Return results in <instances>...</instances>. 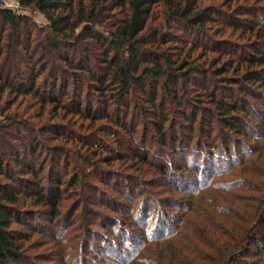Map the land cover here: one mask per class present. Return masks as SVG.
<instances>
[{
	"label": "trees",
	"instance_id": "trees-1",
	"mask_svg": "<svg viewBox=\"0 0 264 264\" xmlns=\"http://www.w3.org/2000/svg\"><path fill=\"white\" fill-rule=\"evenodd\" d=\"M15 1L22 10L40 14L47 28L34 34L25 18L0 7V98L10 94L15 98L28 96L35 101L29 108L38 106L39 112L22 119L17 114L6 115L10 105L0 107V118L5 121H0V129L17 130L15 137L8 136L2 143L6 147L0 148V179L5 182L0 184V264L23 262L21 242L25 240L11 226L35 228V215L23 209L27 202L48 210L51 224L60 218L64 195L80 192L89 177L104 186H109V181L115 187L129 182L132 177L114 167L122 162V155L130 154L129 161L150 165L151 156H160L156 151H169L174 157L187 153L188 143L179 136L168 139L165 126L175 123L171 116L177 111H181L178 114L185 123L193 126L197 113L190 119L183 112L194 104L191 94L209 104L206 114L210 124L222 123L249 140L238 124L246 126L249 122L247 107L253 103L248 100L259 101L264 108L262 94L249 90L257 83L264 86V19L255 18L260 12L264 18V9L244 8L224 15L214 7L203 8L197 0ZM237 15H250L251 19H238ZM213 22L246 32L248 49L226 40L211 42L207 28ZM171 29L194 39L181 42ZM221 49L230 50L228 58L233 60L232 65L236 63L234 68L226 65L215 69L221 57L208 60L209 52L226 55ZM197 50L200 54L193 56ZM70 51L74 58L69 56ZM230 70L236 75L234 86L240 87L236 95L223 100L213 91L211 80ZM167 103L169 110L165 109ZM54 120L59 122L52 124ZM137 127H141L139 138ZM151 132L158 135L160 147L151 146L153 143L147 139ZM52 140L59 141V145H46ZM12 142L18 145L12 146ZM44 151L46 164L40 162ZM214 153L212 149L201 158L193 155L182 167L177 166L176 172H171V162H166L168 171L167 166L158 165L160 178L175 183L172 188L177 194L198 193L202 188L227 192L236 189L208 183L210 176L220 172L215 171L219 167H210L214 166L212 160L221 166L232 159ZM135 188L115 192L134 202ZM118 200L122 203L113 204L121 209L105 206L116 217L95 211V207L89 210V215L96 218L93 228L99 226L90 231L91 235H102L100 242L112 258L110 264H243L251 247L264 256V233L259 231L264 222V195L253 199L254 212H246L241 221L244 225L237 228L233 225L235 216L225 212L221 204L228 202L231 206L244 198L228 201V195L215 196L207 210L198 207L192 211L200 220L185 224L183 215L171 217V223L166 220L169 214L156 210L151 214L146 203L134 212L122 197ZM178 203L171 200L172 205ZM126 207L127 220L122 222L117 217ZM218 216L227 218L224 225L219 224ZM260 262L264 264V259Z\"/></svg>",
	"mask_w": 264,
	"mask_h": 264
},
{
	"label": "rangeland",
	"instance_id": "rangeland-1",
	"mask_svg": "<svg viewBox=\"0 0 264 264\" xmlns=\"http://www.w3.org/2000/svg\"><path fill=\"white\" fill-rule=\"evenodd\" d=\"M197 1L203 8L214 7L216 11L222 12L224 15H227V13L230 12L233 14V12L235 13V11L237 12L239 9L244 8L248 10L252 7L264 9V0ZM1 2L2 0H0V7L2 4ZM262 13L263 12L258 13L255 18L257 20L264 19L263 16H261ZM19 16L25 18L28 21V25L31 27V29H33L32 32L34 34L38 33L39 29L47 28L46 21L36 11L23 10ZM236 17H238V19H243V17H248L251 19L250 15H237ZM236 21L237 20H234L233 22ZM242 31L240 32V30L235 31L229 29L224 25L217 24V22L210 23L207 28V34L211 42L215 40H226L233 42L235 45L243 47V49H248V34ZM170 32L174 33V35L178 37L177 39H179V41L182 40L181 42L185 40L189 43L190 39L193 38L192 36H185L177 30L175 31L171 29ZM180 45L182 44H179V46ZM221 51V53L226 55L221 56L218 53L219 51H217L216 54H211L209 52L206 54V56L208 57L209 61L216 59L217 57H221V63L220 65L216 66L215 69H218L219 67L221 69L226 68V65H230V68H234L236 63L234 62L232 65L231 62H233V60L230 61L228 58V53L230 50L221 49ZM62 52L66 54L65 50ZM199 54L200 51L197 50L193 56H197ZM69 56L74 58L75 54L70 51ZM221 64H223V66ZM234 77H236V75L231 70L224 76H212L214 80L211 81H213L214 86L211 87L214 89L213 91L218 98L221 97L223 100H225L226 97L230 98L232 94H237V89H239L240 86H234ZM261 85L263 84H255L253 88H249L250 92L252 93L253 91H256L257 93L262 94L264 97V86ZM190 97L194 104L192 105V108L190 106L191 109H185L183 112L190 119L192 114L197 113V118L195 119L193 126L191 127L190 124H187L183 121V119L180 117L181 114H178L181 113V111H177V114L171 116V119L174 120L173 122L175 123H168L165 126V135L168 137V139H173L174 137L179 136L185 140L186 143H188L190 148L187 153H182V157H174L173 155L169 154V151H166L168 154H158V151H156V154L160 156L154 158L150 154L151 157L149 159L152 160L151 164L143 165L136 161H129L131 158V156H129L130 154L122 155V162L115 164L114 167L122 172L125 171L123 173L128 175V177H132L129 182H125L126 184L122 182L119 187H115L113 182L111 181V183L109 181L110 185H112L104 186L98 183L97 180L89 177V181H84V186L80 192L78 191L75 194H70V197L68 194L64 195V200L61 202L60 207V218L57 221H53L51 224L48 222L47 218V213L49 212L48 210L34 208V206H31V204L27 202L26 205L23 206V209L24 211L27 210L33 212V215H35V222H33L35 228L33 229L32 227L29 229L26 227H18L17 225L11 226V230L16 231L17 234L23 236L25 240L21 242L24 246L22 253L23 262L21 264H110L112 258H110L100 242V239H103L102 235H95V238L93 235H91L90 231L93 229L98 230L99 226L93 228L96 218L95 216L89 215V210H93L95 207V211L97 210L99 212H103V214H107L110 217H116L117 215H115L113 211L109 210L105 206L109 205L113 208H120V206L113 204V202H116V204L120 202L122 203V200L118 199L122 197L125 200L127 195H118L115 191H127V189H131V187H136L132 191V198H135V200L134 202L133 200H125V204L128 207L132 206L133 211L138 212L140 209H142L143 204L146 203L151 214L154 212V210H156V213L161 211L164 214H169V217L167 216L166 220L171 223V217L176 216V218H180L182 215L184 216V224L188 220L194 221L196 218L200 220V217H197V214H192V211L198 207L207 210L210 207L208 203L215 196L228 195V201L233 199L241 200L244 198V201H241L240 203L234 202L231 206L228 202H223V204H221L225 212H230L233 216H235L236 220L235 223L233 222V225L236 228L240 225H244V223L241 221L245 220L247 213H253L256 208V204L253 202V199H258L261 197V195H264L263 191L259 192L262 189V186H264V108L260 106L259 101L255 102L252 99L248 100L253 103V106L247 107V112L249 115L247 118V121L249 122L246 123L247 127L238 124V127L250 137L249 140H246V136L242 137L234 134L232 130L223 127L222 123L214 122L210 124L209 117L206 114V111L210 108L209 104L204 100H198L202 98L195 97V94H191L189 98ZM34 103L35 101L31 100L28 96L26 98L22 96L15 98L14 94H10L9 96L3 95L2 98H0V107L10 105L9 109L5 112L6 115H12L13 113L17 114L16 116L22 119L28 118V115H38V106H31V108H29V106ZM169 107L170 104L167 103L165 105V109L169 110ZM48 108L51 110V106H48ZM172 109L175 108L172 107ZM24 112H27V114H24ZM0 121L1 124L5 123L2 118H0ZM58 122V120H54L52 121V124ZM34 123H38V120H34ZM137 131L138 137H136L139 138L141 137V127H137ZM16 134L17 130L11 127L4 130L0 129V148H2V146L3 148L6 147L2 143L7 142L6 140L8 139V136L15 137ZM20 134H22V132H20ZM120 135L118 138L121 137ZM100 137L106 139L104 136ZM157 137L158 135H155V133L151 132L147 139L153 143L151 146L158 148L160 147V144L157 143ZM234 140L235 142H233ZM173 142L174 141L171 140L170 143L173 144ZM52 143H58L59 145V141L53 140L51 142H47L46 145H52ZM11 145L13 146L18 144H16V142H12ZM198 149L200 151L199 154L197 153L199 158H201L203 153H207V151L212 149L215 150L214 154L219 153L222 157L230 155L229 158H232L231 162L222 164L221 166L218 165V162L212 160L211 165L214 166L210 167H213V169L219 167V170L215 171L220 172L216 176H210V181L208 183H211L210 185L217 186H230L228 189L235 187L236 189L232 191L229 190L227 192V190L224 191L221 188L216 190L214 189L213 191L202 188V190H200L198 193L193 192L188 194H177L172 188L175 186V183L173 185L172 182L168 183L166 180H162V178H160V168L157 167L158 165L160 167L167 166L166 164L168 163L166 162H171L173 166L171 172H176V167L184 165L191 156L197 155L196 152ZM3 153L4 157H6L8 161H11V157L8 155V153L6 151H3ZM46 157L47 153L44 151L40 158V162L46 164ZM83 157H87V155L83 154ZM69 160H72L74 163L76 162V159L73 160L71 156H69ZM79 165H81V163H79ZM168 168L169 167L167 166L166 171H168ZM184 172L186 173V171ZM106 175L104 176V179L107 182L108 176ZM116 179H114V181ZM121 180L124 181V178H121ZM3 183L5 184V182L0 179V184ZM123 184L125 186H123ZM241 184H245V186H241ZM127 186H129V188ZM238 187H244V190ZM110 199H113L111 200L112 202ZM151 199L153 200L150 201ZM171 200L178 201L179 206H175L174 204L172 205ZM78 203L81 205L76 211L75 209ZM128 207H126V209L122 208L124 214L117 217L122 222L127 220L126 215L128 212ZM216 218L219 220V224L222 223L223 225L224 221L227 219L225 216H218ZM259 231L264 233V222L260 224ZM257 234L260 236L259 233ZM250 253L251 254L244 258L245 262L243 261V264H263L260 261L261 259H264V256L258 255L259 253L255 252V248L251 247Z\"/></svg>",
	"mask_w": 264,
	"mask_h": 264
},
{
	"label": "built area",
	"instance_id": "built-area-1",
	"mask_svg": "<svg viewBox=\"0 0 264 264\" xmlns=\"http://www.w3.org/2000/svg\"><path fill=\"white\" fill-rule=\"evenodd\" d=\"M1 3H2L1 8L13 11L17 15H20L23 11L21 9L19 2L15 1V0H2Z\"/></svg>",
	"mask_w": 264,
	"mask_h": 264
}]
</instances>
